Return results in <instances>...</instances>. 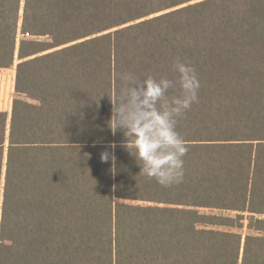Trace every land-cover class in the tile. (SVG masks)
<instances>
[{
    "label": "trees",
    "instance_id": "obj_1",
    "mask_svg": "<svg viewBox=\"0 0 264 264\" xmlns=\"http://www.w3.org/2000/svg\"><path fill=\"white\" fill-rule=\"evenodd\" d=\"M17 54L0 264H264V0H0V69ZM176 60L200 87L164 187L112 133L107 92L122 72L178 81Z\"/></svg>",
    "mask_w": 264,
    "mask_h": 264
},
{
    "label": "clouds",
    "instance_id": "obj_2",
    "mask_svg": "<svg viewBox=\"0 0 264 264\" xmlns=\"http://www.w3.org/2000/svg\"><path fill=\"white\" fill-rule=\"evenodd\" d=\"M173 68L178 81L152 75L140 79L131 72H122L118 74L119 87L107 92L112 104L108 121L112 133L122 131L123 146L136 159L139 173L164 187L183 180L188 146L177 131V122L198 101L200 87L192 66L176 60ZM177 83L179 94L169 96V89ZM101 158L107 161L108 153H102Z\"/></svg>",
    "mask_w": 264,
    "mask_h": 264
},
{
    "label": "rangeland",
    "instance_id": "obj_3",
    "mask_svg": "<svg viewBox=\"0 0 264 264\" xmlns=\"http://www.w3.org/2000/svg\"><path fill=\"white\" fill-rule=\"evenodd\" d=\"M21 28V23H20ZM19 28V40L23 38L21 29ZM45 40V38H43ZM18 54L14 65L10 68H1L0 69V111L11 112L13 99L15 97V74H16V65L19 63ZM243 232H246L243 230Z\"/></svg>",
    "mask_w": 264,
    "mask_h": 264
}]
</instances>
